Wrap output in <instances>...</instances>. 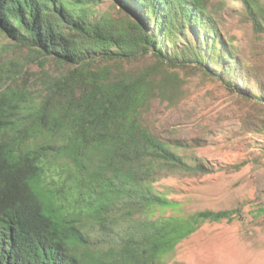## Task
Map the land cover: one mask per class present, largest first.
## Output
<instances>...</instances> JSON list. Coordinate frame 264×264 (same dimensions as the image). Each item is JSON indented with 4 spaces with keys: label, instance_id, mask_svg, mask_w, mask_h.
I'll list each match as a JSON object with an SVG mask.
<instances>
[{
    "label": "trees",
    "instance_id": "1",
    "mask_svg": "<svg viewBox=\"0 0 264 264\" xmlns=\"http://www.w3.org/2000/svg\"><path fill=\"white\" fill-rule=\"evenodd\" d=\"M240 1L264 35V0ZM100 2L0 0V264H169L203 223L236 217L156 214L179 205L160 178L208 169L154 132L153 100L180 102L181 69L253 97L211 0Z\"/></svg>",
    "mask_w": 264,
    "mask_h": 264
},
{
    "label": "rangeland",
    "instance_id": "2",
    "mask_svg": "<svg viewBox=\"0 0 264 264\" xmlns=\"http://www.w3.org/2000/svg\"><path fill=\"white\" fill-rule=\"evenodd\" d=\"M114 4L101 0L98 11L120 15ZM210 8L224 36L236 46L242 84L253 97L231 91L216 77L181 69L180 102L153 100L154 132L182 141L184 146L175 149L208 169L160 178L155 183L159 192L179 205L157 207L156 214L237 210L231 221L203 223L177 245L169 264H264V100L257 97L258 91L264 93V35L255 31L240 0H211ZM0 42L10 38L0 37Z\"/></svg>",
    "mask_w": 264,
    "mask_h": 264
}]
</instances>
